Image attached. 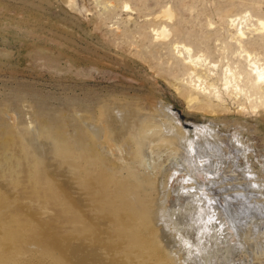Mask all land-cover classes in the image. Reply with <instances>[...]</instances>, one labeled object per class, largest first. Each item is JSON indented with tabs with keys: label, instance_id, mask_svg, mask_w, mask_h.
I'll use <instances>...</instances> for the list:
<instances>
[{
	"label": "rangeland",
	"instance_id": "374dc122",
	"mask_svg": "<svg viewBox=\"0 0 264 264\" xmlns=\"http://www.w3.org/2000/svg\"><path fill=\"white\" fill-rule=\"evenodd\" d=\"M258 19L264 0H0V264H218L174 226L190 186L215 199L220 264H264V109L189 101L174 46L247 88L234 32L264 63ZM196 126L191 168L171 130Z\"/></svg>",
	"mask_w": 264,
	"mask_h": 264
},
{
	"label": "bare ground",
	"instance_id": "6f19581e",
	"mask_svg": "<svg viewBox=\"0 0 264 264\" xmlns=\"http://www.w3.org/2000/svg\"><path fill=\"white\" fill-rule=\"evenodd\" d=\"M170 13L168 11L167 15ZM244 17L245 16H237L232 18L231 22L233 26L238 19L242 20ZM258 23L259 28L256 29H260V32L264 33V20L258 19ZM156 34L163 38H167L170 35V33H167L166 28L162 30H156ZM234 38L242 47L244 51L243 56L250 63V71H248L246 77L251 85L247 88L241 86L239 80L240 77L232 69V67L228 66L224 87L223 89H219L213 81L215 80V76L217 74V64H212L209 61L207 62V59H203L202 56L193 55V49L190 46L175 43V49H177L178 52L183 55V61L188 66H190L191 69L186 82V85L189 87L188 100L195 101L201 96V94L206 95L212 93L217 100H221L225 93L228 96H233L236 99H242L245 100V102H249V109H251L253 112H259L261 109H264V63L260 61L256 54H253L251 51L244 48L245 40L248 38L244 26L237 27L236 31L234 32ZM185 52L187 53V56L184 55ZM245 107H242L243 110L246 109ZM170 110V107H164V112L170 113ZM171 117L172 116L168 115V118ZM180 131L181 130L179 128H174V130H171V132L174 133L173 137H175L171 138L179 140L181 144L180 146H182L184 152L190 158H188L189 160H187L186 163L192 168L193 163L196 161V156H198L196 145L202 144L200 137L208 134L211 131V128L196 126V128L194 130H190V132L186 130ZM163 134L165 135L167 133L164 132ZM212 135L213 134H211V136ZM194 190H196V187L193 186L183 188V191H185L186 194L183 192L179 195V198L181 199H184V197H182L183 195L190 197H186L189 200L185 203H182L180 199L176 202V206H174L176 208L172 210L174 226L177 228L176 231L180 233L184 240L182 243L183 246H185L187 243L188 248H192L193 251L197 250L198 252L200 250V253L203 254L207 260L212 261L215 257L217 261L216 263L220 264L218 259L222 258V255L220 256L219 252L225 249L223 253V258L225 259L229 258L232 254V249H230V245L228 244L229 242L225 241L227 236H225V226L218 220L217 217L215 219V213L217 209L216 203L214 201L215 199L205 195L204 191L203 193L199 194L198 192L195 193ZM221 240H224L223 242H225V244H223ZM136 243L138 242H132V244ZM198 252L193 253L196 254Z\"/></svg>",
	"mask_w": 264,
	"mask_h": 264
},
{
	"label": "water",
	"instance_id": "95a60500",
	"mask_svg": "<svg viewBox=\"0 0 264 264\" xmlns=\"http://www.w3.org/2000/svg\"><path fill=\"white\" fill-rule=\"evenodd\" d=\"M184 125L188 128H192L193 127V124H189V123H184Z\"/></svg>",
	"mask_w": 264,
	"mask_h": 264
}]
</instances>
